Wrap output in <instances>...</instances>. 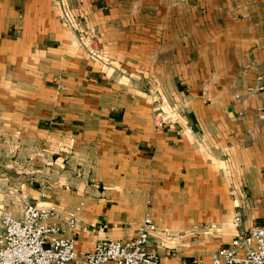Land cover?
I'll use <instances>...</instances> for the list:
<instances>
[{
    "label": "crops",
    "instance_id": "obj_1",
    "mask_svg": "<svg viewBox=\"0 0 264 264\" xmlns=\"http://www.w3.org/2000/svg\"><path fill=\"white\" fill-rule=\"evenodd\" d=\"M160 101L176 118L155 128ZM147 195L161 264L209 262L261 222L264 0H0L4 213L80 205L90 250L131 235Z\"/></svg>",
    "mask_w": 264,
    "mask_h": 264
},
{
    "label": "built area",
    "instance_id": "obj_2",
    "mask_svg": "<svg viewBox=\"0 0 264 264\" xmlns=\"http://www.w3.org/2000/svg\"><path fill=\"white\" fill-rule=\"evenodd\" d=\"M75 37L89 57L99 55L97 33L93 29L79 30ZM175 118L176 110L160 101L152 124L158 128ZM39 196L44 193L41 191ZM144 205L147 208L141 222L131 235L122 239L99 238L90 250L74 246L80 205L60 213L54 205L25 202L19 218L10 217L0 206V264H69L75 260L82 264H161V253L147 243L155 230L149 195L145 196ZM262 211L260 223L209 254L210 264H264V203ZM189 264H203V257L192 256Z\"/></svg>",
    "mask_w": 264,
    "mask_h": 264
},
{
    "label": "rangeland",
    "instance_id": "obj_3",
    "mask_svg": "<svg viewBox=\"0 0 264 264\" xmlns=\"http://www.w3.org/2000/svg\"><path fill=\"white\" fill-rule=\"evenodd\" d=\"M185 246H186V245H185ZM173 252L175 253V249L170 250L168 254H172V255H173V254H174ZM195 254H196V255H197V254L200 255V253H194V255H195ZM161 255H162V257H163L164 254L162 253ZM200 256H202V255H200ZM203 256H204V258H205V260H206V263L204 262L203 264H209V262H208V258H206L207 256L204 255V254H203ZM189 258H190V257H189ZM203 260H204V259H203ZM72 263H73V264H74V263H75V264H82L79 260H75V261H70V262H69V264H72Z\"/></svg>",
    "mask_w": 264,
    "mask_h": 264
}]
</instances>
